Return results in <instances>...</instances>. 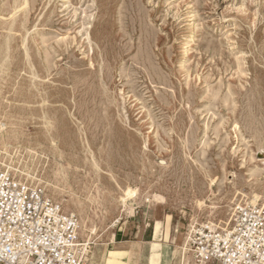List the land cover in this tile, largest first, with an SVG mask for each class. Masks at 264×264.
Masks as SVG:
<instances>
[{
	"label": "rangeland",
	"instance_id": "374dc122",
	"mask_svg": "<svg viewBox=\"0 0 264 264\" xmlns=\"http://www.w3.org/2000/svg\"><path fill=\"white\" fill-rule=\"evenodd\" d=\"M44 112L69 186L37 153ZM0 122L14 165L81 201L93 264L132 221L181 261L192 230L229 227L251 191L264 195V0H0ZM152 244L125 247L157 260Z\"/></svg>",
	"mask_w": 264,
	"mask_h": 264
},
{
	"label": "built area",
	"instance_id": "2783aa9c",
	"mask_svg": "<svg viewBox=\"0 0 264 264\" xmlns=\"http://www.w3.org/2000/svg\"><path fill=\"white\" fill-rule=\"evenodd\" d=\"M78 217L0 162V264H88ZM198 263L264 264V208L240 205L226 228L192 230Z\"/></svg>",
	"mask_w": 264,
	"mask_h": 264
},
{
	"label": "bare ground",
	"instance_id": "6f19581e",
	"mask_svg": "<svg viewBox=\"0 0 264 264\" xmlns=\"http://www.w3.org/2000/svg\"><path fill=\"white\" fill-rule=\"evenodd\" d=\"M26 4V3H25ZM189 22L191 23L189 37L185 38L181 42V49L183 51V59H182V67L185 68V61L189 59V47L191 44L195 43V40L198 35V24L196 20V13H192L190 16ZM25 45V44H24ZM41 120L44 124V131L40 134L36 139V144L39 147L38 154L40 156H45L47 158H51L55 163V172L54 177L57 181L63 182L65 185H70V178L68 177L70 172H67V166L69 162L67 160V152L64 149V145H61L59 142L58 135L56 134L55 130H57L54 126V120L48 113L41 114ZM81 127V126H80ZM7 132V124L0 122V155L2 156V166H4L8 172H11L13 176L19 180H22L28 185L41 187L45 192H50L54 198H52L48 193V195L58 204H61L64 209L67 211L72 212L75 214L80 223V232L79 235H83L85 232L89 230V216L86 213L81 201H78L74 198L67 199L63 197L61 194V190L57 185L51 184L50 182L45 181L43 178L35 177L34 175L30 174L29 172H25L20 170L17 165H14V158L10 152V146L4 145L2 143V135ZM85 138V137H84ZM14 154V152H13ZM0 156V157H1ZM19 164V162H18ZM214 180L211 179V184L213 185ZM100 189V188H99ZM98 189V191H99ZM138 195L137 191L132 188H127L124 191V195L121 197V202L123 207L126 208L128 206L134 207V203L136 202ZM264 199V195L259 193L258 191H251V204L253 206H257L258 202ZM120 201V200H119ZM119 218V217H118ZM93 231V228L90 229ZM190 238H186V243L184 250H181L183 258L181 259V264H208V263H198L195 260L194 254L192 252V248L190 246ZM84 252L86 254V261L88 264H93L96 262V259L92 257L91 259L88 258V247L84 245L83 247ZM129 255L128 251L122 250H108L107 258L104 260V264H126L125 260ZM171 257L174 260H177L179 257V249L175 248L171 251ZM169 261L168 258H163L160 264H167ZM138 264H152L151 258L148 255H141Z\"/></svg>",
	"mask_w": 264,
	"mask_h": 264
},
{
	"label": "crops",
	"instance_id": "0c3cea01",
	"mask_svg": "<svg viewBox=\"0 0 264 264\" xmlns=\"http://www.w3.org/2000/svg\"><path fill=\"white\" fill-rule=\"evenodd\" d=\"M130 227L132 228L128 229L126 226H124V227H121V229H119V232L116 234V237H115V242L112 244V245H117L115 250L128 251L125 245L132 244L134 245V247L140 244L147 245L154 240V242H156L157 244L156 245L152 244L151 247L159 249V257L157 260L153 258V254H145V253H142V251L139 252V254L150 256L152 264H160L163 258L169 259V261H167V264H169L170 261L174 260L173 257H171V254H169V256L166 254L167 252L165 248L166 246L162 247L160 244H158L160 242L158 241L159 239L158 238L154 239L155 237L154 229L151 231L148 228L150 226H144L143 224L137 225L135 221L131 222ZM169 252H171V250ZM128 253H129V255L127 256L128 258H131V255H134V258L139 255L138 253H136V251H133V250L132 251L129 250ZM175 261H179V264H181V261L179 260V258H177V260ZM126 264H131V263L130 261H128L126 262Z\"/></svg>",
	"mask_w": 264,
	"mask_h": 264
}]
</instances>
